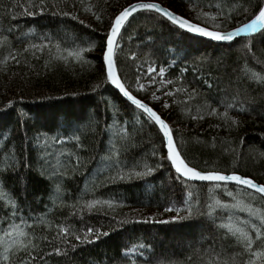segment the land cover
<instances>
[{
    "label": "trees",
    "instance_id": "obj_1",
    "mask_svg": "<svg viewBox=\"0 0 264 264\" xmlns=\"http://www.w3.org/2000/svg\"><path fill=\"white\" fill-rule=\"evenodd\" d=\"M154 1L201 25L205 21L195 19L197 12L219 15L217 22L229 13L243 19L239 16L241 6L256 2ZM35 2L38 4L39 0ZM47 2L57 6L46 8L43 15L25 16L23 8L16 5L26 4L27 0H0V35L9 37L13 51H22L29 41L40 43L39 37L44 34L67 41L62 46L71 45L73 38L79 37L75 43L80 47H95L85 53V59L90 61L86 64L54 61L45 67L47 52L37 53L39 59L25 53L19 57V64L11 60L7 65L0 63V168L13 160L31 165L25 168L23 163H17L15 174L9 172L3 177L5 190L20 206L18 218L9 222L33 225L32 229L25 230L35 236V251L43 256V259L38 256L34 264H128L124 253L137 244L145 245L140 250L141 255L131 257L137 259V264H207L210 259H227L238 251L231 247V239L223 237L222 230L195 212L191 218L176 223H119L152 216L170 219L175 213L163 212L164 207H183L182 200L187 198L188 191L193 193V208H197L196 201H199V209L206 210L210 185L188 182V187L184 188L174 180L169 162L159 159L166 150L161 148L157 129L116 90L103 83L99 71L101 45L109 17L133 0H83V4L80 0ZM85 5H93V11L101 15L102 20L97 21L91 13L85 12ZM53 11L70 12L89 27L70 17L53 16ZM234 23L223 20L220 30L232 29ZM207 26L211 29V22ZM9 28H12L11 33L7 31ZM30 30H34L36 36L24 35ZM249 42L253 46L251 52L244 48ZM119 44L117 60L121 78L134 95L150 104L169 123L175 141L191 164L206 170H235L264 183V85L241 83L240 75L245 67L264 75V37L257 34L233 42H216L171 29L158 14L139 12L130 18ZM7 55V49L0 48V61ZM147 64L157 69L163 67L164 79L172 80L173 84H159V76L156 83L150 84L142 75L140 83L147 86L146 90L136 92L137 68ZM209 84L212 87L209 88ZM177 88L188 91L175 92ZM193 89L195 99L189 100L188 93ZM166 92L175 94L166 95ZM225 101L236 103V109L229 110V114L240 121L238 126H229L217 116L207 115L205 103L223 112ZM165 104L169 107L165 108ZM240 107L247 111H239ZM198 109L204 116L202 120L192 118L198 114ZM123 128L127 129L129 140L120 159L128 167L138 161H146L153 167L162 164L155 175L132 182L112 183L107 179L115 170L109 171L104 162L98 161L111 143L115 142L118 148L125 143L114 135ZM75 136H79V141ZM154 150L156 156L152 155ZM77 156L83 166H75ZM54 170L63 175L53 176ZM57 183L61 185L62 203L56 201ZM228 187L235 191L232 185ZM215 196L231 202L222 189L216 190ZM93 198L112 199L124 206L82 214L71 207L73 204L79 207L83 201ZM234 215L247 218L246 213L238 211ZM6 219L5 213L0 211V220ZM219 223L220 220H216V224ZM58 225H71L80 233L92 227L109 235L91 244L73 241L74 250L57 240L55 245L66 248L67 253L47 255L54 252L49 241ZM7 226L0 223V228ZM217 253L222 255L217 256Z\"/></svg>",
    "mask_w": 264,
    "mask_h": 264
},
{
    "label": "snow or ice",
    "instance_id": "obj_2",
    "mask_svg": "<svg viewBox=\"0 0 264 264\" xmlns=\"http://www.w3.org/2000/svg\"><path fill=\"white\" fill-rule=\"evenodd\" d=\"M83 4V0H80ZM17 7L23 8L22 15L36 16L37 14L43 15L46 8L56 7V4L49 5L47 0H39L37 4L35 0H27L26 4L17 3ZM75 7V4L73 5ZM93 5H85L84 11L91 13L97 21L102 20L101 15H97L93 11ZM38 9V11H36ZM195 11V9H191ZM139 12H149L158 14L163 22L170 26L171 29L181 30L183 33L190 34L193 37L207 38L216 42H233L238 37H254L259 34L264 37V0H256L254 4H249L248 7L241 6L239 10V16L243 19L234 17L231 13L223 16V20H227L230 23H234V27L230 31H222L221 24L223 20L217 22L219 15H212L208 12H197L195 19L205 21L204 25L193 22V20L187 18L183 14H177L170 10L169 7H164L160 2H154V0H133L127 6L120 8L112 13L109 17L108 29L105 33L103 44L101 45V65L99 69L103 75V83L110 85L117 94L122 96L126 102L134 107L135 110H139L147 118V122H150L152 126L157 129V133L160 136L161 148L165 149V154L161 155L159 159L161 161L167 160L170 164V168L174 170L173 179L178 181L184 188L188 187V182H201L207 185L208 201L205 204L206 210H200L198 205L199 201H196L197 208H193L191 191L187 192V198L182 200L183 207H176L175 205H169L164 207L163 212L175 213V216L170 219H157L155 216L149 218H141L136 220H121L120 224L127 223H155V224H169L184 221L193 216L194 212L198 215L207 217L210 222L217 228L223 231V237L225 239H231L233 244L231 247L238 249L234 251L227 259H210L207 264H264V183L258 182L255 177L242 174L238 171H221L218 169L206 170L198 168L191 164L187 157L183 154L180 146L174 139L173 129L168 122L153 107L149 106L143 99L138 98L133 94L129 86H126L124 80L118 70L117 50L120 47V40L123 38V31L126 29L130 18L134 17V14ZM55 15H63L70 17L72 20H78L80 25L89 27L85 24V21L79 19L76 15L70 12L61 11L57 13L53 11L51 13ZM15 19V15H12ZM211 22L212 28L207 25ZM12 32V28L7 30ZM27 37H34L36 33L34 30L24 34ZM79 37H74L71 45L62 46L67 44V41H59L54 39L50 34H44L40 36V43H34L29 41L26 46L21 50L13 51L12 42L7 35H0V48H6L8 55L4 57L3 63L8 64L9 60L20 63L19 57L25 53H31L33 57L39 59L37 53L47 52L48 59L45 62V67H48L52 62H63L65 64L75 61L79 64L90 63L85 59V53L93 51L95 45L91 47H80L75 43V40ZM19 39V38H17ZM46 41V42H45ZM252 44L249 42L244 45V48L251 52ZM54 49V51H53ZM135 59V56L132 57ZM142 69V71H141ZM183 71H187L185 68ZM137 87L136 92H143L146 90V85L140 83V77L146 76L150 84L156 83V77L159 76V84L171 85L172 80H165V69L159 67L157 69L153 64H147V66H140L137 68ZM155 74V75H154ZM241 83L254 82L260 85H264V75L258 72L251 71V69L245 67L241 70ZM182 79V77H181ZM97 88L100 85H96ZM208 87H212L211 84ZM159 90V89H158ZM187 92V89L177 88L175 92ZM166 95H174V92H166ZM196 90L193 89L191 93H188V99H195ZM157 99L159 97H156ZM224 111L220 112L219 108L212 107L210 104L205 103L204 108L207 110V115L217 116L223 120L229 126H238L240 121L229 114V110L236 109L235 102H223ZM165 108L169 105L165 104ZM239 111H247V109L240 107ZM197 115L193 116V119H204L203 115H200V109L197 110ZM79 129H77L78 131ZM114 135L123 140L125 143L121 147H117L116 143H111L104 156L100 157V161L104 162L106 168L111 171L115 170V174L109 176L107 179L112 182H132L134 180H145L146 178L155 175V172L163 167L162 164H157L155 167L149 165L146 161H138L131 167H128L121 159L122 149L126 150L127 141L129 140L128 132L126 128L118 129ZM59 139V138H57ZM75 139L79 141V136H75ZM62 142V141H61ZM7 145H5V148ZM35 150V149H34ZM156 156L157 153L154 150L152 153ZM17 163H23L25 168H30L31 165L23 161L13 160L11 163H7L5 167L0 168V211L5 213L6 220H0V223H7V228H0V247L3 248V252L0 253V261L2 264H34L37 257L43 256L36 253L37 245L34 243L35 236L30 235L29 231L25 229H32L33 225L27 222L21 224L14 221L17 217V213L20 211L19 203L14 199L3 186V177L9 172L15 174L17 171ZM75 166H83V161L77 156L75 160ZM235 167V166H234ZM53 176L63 175V172L57 173L55 170L52 173ZM232 185L235 189L232 190L228 186ZM218 189H222L224 194L231 198V202H224L215 196V192ZM62 189L61 185L57 183L55 185L56 201L63 202V197L60 195ZM54 201V203L56 202ZM259 205V206H254ZM124 206L121 202L114 201L112 199H99L93 198L91 200L83 201L77 207L76 204L71 205L73 209L79 211L81 214L87 211L92 213L93 211H103L104 209L114 210L116 207ZM231 210V211H230ZM246 213L247 218H239L234 215V212ZM181 212L184 215H181ZM223 213V215H221ZM75 215V211L73 212ZM107 215V212H105ZM22 219V218H21ZM216 220H220L219 224H216ZM41 223L47 224L46 221ZM108 232H102L92 227L86 228L82 233L78 232L71 225H58L56 234L52 237L49 243L53 244L54 252L47 253V255H65L67 253L66 248L57 247L55 241L59 240L61 244L67 245L73 250L76 244H91L100 239L101 236H108ZM47 239V237H45ZM145 248L144 244H137L132 246L124 253L125 258H128V264H137V259L131 258L133 256L141 255L142 249ZM217 256L222 253H217ZM246 257V258H245Z\"/></svg>",
    "mask_w": 264,
    "mask_h": 264
},
{
    "label": "water",
    "instance_id": "obj_3",
    "mask_svg": "<svg viewBox=\"0 0 264 264\" xmlns=\"http://www.w3.org/2000/svg\"><path fill=\"white\" fill-rule=\"evenodd\" d=\"M154 2H157V1H154ZM163 5V4H162ZM127 6V5H126ZM164 7H167L166 5H163ZM170 10H172V9H170ZM173 11V10H172ZM230 30H232V29H229V30H226V31H230ZM241 37H246V36H241ZM238 38H240V37H238ZM207 39V38H206ZM223 43H227V42H223ZM147 103V102H146ZM149 106H151L150 104H149ZM152 107V106H151ZM154 110H156V109H154ZM157 111V110H156ZM159 114V113H158ZM163 118V117H162ZM167 122V121H166Z\"/></svg>",
    "mask_w": 264,
    "mask_h": 264
}]
</instances>
